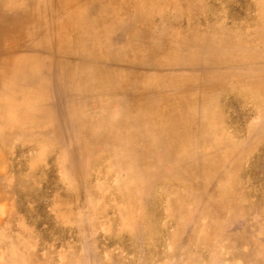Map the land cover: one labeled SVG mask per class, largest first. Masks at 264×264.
Masks as SVG:
<instances>
[{"label":"rangeland","instance_id":"rangeland-1","mask_svg":"<svg viewBox=\"0 0 264 264\" xmlns=\"http://www.w3.org/2000/svg\"><path fill=\"white\" fill-rule=\"evenodd\" d=\"M0 264H264V0H0Z\"/></svg>","mask_w":264,"mask_h":264},{"label":"bare ground","instance_id":"bare-ground-1","mask_svg":"<svg viewBox=\"0 0 264 264\" xmlns=\"http://www.w3.org/2000/svg\"><path fill=\"white\" fill-rule=\"evenodd\" d=\"M110 32V31H109ZM92 45V44H91ZM91 47H93V46H91ZM18 55V54H17ZM162 56V55H161ZM20 58H22V56L20 57ZM19 59V58H18ZM13 64V66H14V68L16 69V70H20L21 69V67H22V63H21V61H20V59L18 60V62H14V63H12ZM26 67V66H25ZM33 67H35V65L34 64H31L30 63V67H29V70L31 71V69H33ZM14 69V70H15ZM17 75V74H16ZM3 82H5L6 83V81L4 80ZM30 93H31V98H37L36 97V93H34V92H32V91H30ZM132 113V112H131ZM154 117V116H153ZM131 123H132V121L134 122V123H136L137 124V126L138 125H140V126H142V128L143 129H147V125H148V120L146 119V118H143V117H141V116H138V117H136V118H132L131 117V114H129L127 117H126ZM150 119V118H149ZM151 120H152V118H151ZM129 122V123H130ZM166 129V128H165ZM130 130H131V134H135L133 131H132V129H131V127H130ZM136 132H138V131H136ZM164 131H159L158 133L156 132V135L157 134H161V133H163ZM138 134H140V133H138ZM159 138H161V135H160V137ZM144 144V143H143Z\"/></svg>","mask_w":264,"mask_h":264}]
</instances>
